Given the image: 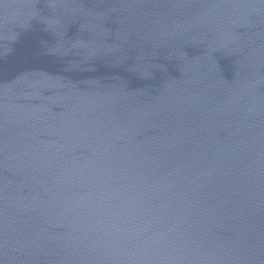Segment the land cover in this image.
Masks as SVG:
<instances>
[{
    "label": "water",
    "instance_id": "1",
    "mask_svg": "<svg viewBox=\"0 0 264 264\" xmlns=\"http://www.w3.org/2000/svg\"><path fill=\"white\" fill-rule=\"evenodd\" d=\"M0 264H264V0H0Z\"/></svg>",
    "mask_w": 264,
    "mask_h": 264
}]
</instances>
